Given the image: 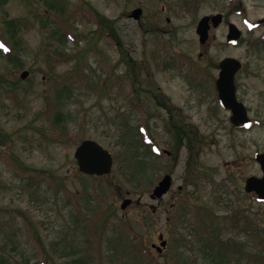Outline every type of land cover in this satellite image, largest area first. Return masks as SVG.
Wrapping results in <instances>:
<instances>
[{
	"label": "rangeland",
	"instance_id": "rangeland-1",
	"mask_svg": "<svg viewBox=\"0 0 264 264\" xmlns=\"http://www.w3.org/2000/svg\"><path fill=\"white\" fill-rule=\"evenodd\" d=\"M50 1L66 11L49 7L45 0H5L0 5V43L4 44L0 48L14 47L5 21H20L16 37L21 48L17 54L23 62L22 67L13 65L0 53V264L46 259L40 252L38 236L50 254L55 253L50 248L53 242H61L54 254L56 264H60L58 256L64 246L68 253L76 250L89 256L91 264H136L125 253L109 261L105 257L110 253L106 237L101 238V245L86 242L89 237L84 230L92 233L91 228L99 226L91 209L85 214L82 207L80 214L73 216L71 207L62 205L65 193L77 192L83 186L94 196L99 187H106L99 195L102 208L98 209L104 213L107 210L111 224L107 231L121 220L129 222L136 256L145 247L152 264H165V260H171L170 254L177 256V264H215L191 245L199 243V235H208L206 226L213 220L222 237L240 236L252 248L255 241L248 230L264 227V203L246 195L243 187L246 176L261 175L253 155L264 151V67L247 66L237 75L238 97L248 107L254 123L247 129L234 128L229 112L218 103L214 82L220 57L233 53L244 59V46L235 53V49L221 51L214 45L203 52L191 39V29L181 25L176 38L170 36L172 45H168L176 63L163 70L157 63L167 59L168 51L164 52L161 43L170 38L142 34L136 22L127 17L136 6L134 1ZM93 9L112 21L121 46L97 33L96 20L90 13ZM123 56L132 59L134 67L121 61ZM48 59L51 67L46 63ZM77 63L79 69H75ZM254 69L258 73H253ZM22 70L29 71L25 79L19 78ZM83 70L87 71L84 77ZM1 77L19 81L2 83ZM104 82V88L95 86ZM56 89L63 90L60 101H55ZM161 96L167 99V106L158 104ZM55 112L63 113L64 119L55 122ZM175 124H184L195 141L187 145L184 139L179 148L175 147ZM138 125L147 128L161 152L140 154L148 161L144 167H138L139 161L135 160L132 167L143 179L140 187H127L120 172L128 164L124 154L114 160L112 171L105 176L78 173L73 152L84 138L97 139L113 153L123 151L124 145L127 155L133 150L144 153L145 148L138 147L140 138L131 133ZM163 150L170 153L165 155ZM188 161L191 168L187 167ZM32 169L45 171L43 179ZM49 172L53 176L45 178ZM166 173L172 176L170 191L162 198H152V188ZM125 197H130L132 203L121 209ZM108 203L111 205L106 209ZM183 203H187V218L191 221L187 220L189 226L179 224L174 229L173 213ZM237 209L244 223L240 230L231 228L226 218ZM94 210L92 215L97 213ZM205 210L210 214H196ZM247 216L254 220L246 227L250 222ZM160 235L167 240L161 253L152 247V243L160 244ZM121 243L118 240L115 245L121 247ZM255 246L262 248L259 242ZM99 248L102 255H97ZM256 260L245 257L240 264H264Z\"/></svg>",
	"mask_w": 264,
	"mask_h": 264
},
{
	"label": "trees",
	"instance_id": "trees-1",
	"mask_svg": "<svg viewBox=\"0 0 264 264\" xmlns=\"http://www.w3.org/2000/svg\"><path fill=\"white\" fill-rule=\"evenodd\" d=\"M3 3H5V0H0V5H2ZM45 3L49 7L54 8L55 10L58 9L59 12L64 13L65 11V8L58 6L57 5L58 3L54 1L52 2L50 0H45ZM92 15L96 20L97 27L99 30L97 33L101 32L103 35H107L108 33L110 38L114 40L118 46H121V39L118 35V32H116V29L114 28V26L110 24L111 22L105 19L103 15L99 14L94 9L92 10ZM18 23H20V21L16 19H8L5 21V30L9 34L8 37L10 36L9 39L14 40L13 41L14 47L11 46L8 50L4 52L0 50V53L2 52L5 59L8 62L12 63L13 65L22 67L23 66L22 59L17 54V52L21 48V46L19 45L20 42L18 41V38L16 37L17 36L16 32L19 29ZM63 35L65 36L66 32H64ZM123 59L125 60V63H127L128 65L130 64V66L134 67L135 62L132 59L127 60L125 56L121 58V61H123ZM46 63L49 65V67L52 66V61L50 59H48ZM165 67L166 65L160 68H165ZM75 69H79V63L76 64ZM86 73L87 71L83 70L82 76L84 77ZM6 74L8 75V73ZM18 81H19V78H16V80H12L11 78L9 80H6L5 77H1L2 83L8 82L10 84H16ZM134 81H135V78L133 82ZM105 84L106 82H104V84H101V85L96 84L95 86H102L104 88ZM56 91L57 93L55 95L56 97L55 101H60L61 98L63 97V90L56 89ZM64 91L67 93V90H64ZM135 106L137 107V105ZM64 117H65L64 114L61 112L54 113L55 122L62 121ZM63 127L65 128L64 125ZM131 133L133 135L134 134L138 135V137L140 138L138 147H144L146 151H144V153H141L138 150H133L129 155H127L126 152L128 151V149L124 145L123 151L120 150L114 153V160L118 161L120 158V155H123V154L125 155L123 157L125 161L128 162V164L125 166L130 170L127 171L125 166H123V168H120V172L127 183V187L136 189L141 186L143 179H140L142 175L140 176V173L136 172L135 167H132L135 160L139 161L138 167H144L148 161L145 156L143 157L140 154H143V155L146 154L150 156L152 154L159 155V152L154 150V145L152 144L149 134L147 133V130L145 127H142V125H138L136 129H133ZM175 133H176L175 144L177 148H179V146L183 144V139L185 137V134L187 135L188 143L192 142V137H190L191 135L190 134L188 135L185 129L183 130V129L177 128ZM118 147H122V146L118 145ZM32 171L36 174V176L38 175L41 179H43L42 177L46 173L45 171H36L33 169ZM52 176L53 174L49 172L44 177L47 178V177H52ZM105 188L103 186L99 187L100 191L96 192V194H98L97 196H94L93 192L90 191L89 188L86 186H83V188L79 189L77 192H73L70 194L65 193V199L62 205L70 206L71 207L70 212L71 214H73V216L79 215L82 207L84 208L85 214H87V212L91 209V216L95 218V220L99 223V226H98V229H96V227H92L91 228L92 233H90V231L84 230V232L87 233L89 237L86 239V242L92 243L91 241H93V243L95 242L96 245L97 244L101 245V240H102L101 238L106 237L107 238L106 244L108 246V251L110 253H107V256L105 257L108 258L109 261L114 262V257H117L120 253H125L124 255H129L133 257L132 259H134V263L136 264H152L151 262L152 258L148 254L147 249L145 247L139 250V255L136 256L135 254L136 241L134 240V237L131 236L133 234V228L129 224V222L121 220L119 224L113 225L109 229V231H107L108 225L111 226L110 220H107L108 219V213L106 212L107 210L104 213V211L100 212L98 209V207L100 209L102 208V206H100L99 195H101V192ZM58 192L59 190L56 191L55 194H57ZM246 195L250 196L251 194H246ZM110 205L111 203H108L106 206V209H108ZM180 206L181 207L176 212H174L172 216L173 218L172 224L174 225V229H176L179 224H184L186 226H189L187 225V220L191 221L190 218H187L188 216L187 203H183ZM233 206L234 205H232V207ZM94 209L97 210V213L92 215L93 212L95 211ZM72 210H76V212L74 213L72 212ZM99 212H100L101 217H99ZM239 212H240L239 209H237L226 216V218H228L231 221L230 227L237 229V230H240V227H243L244 225V223H242L241 217L239 216ZM21 214L23 213L21 212ZM196 214L197 215L201 214L202 216H205L206 214H210V212L205 210L202 213H197L196 211ZM25 219L28 224H32V221L30 219H28L27 217H25ZM246 220H249L251 222V223L250 222L246 223V227H247L249 225H252V222L254 219L252 217L247 216ZM199 225L201 226V223H199ZM80 226L81 224H79L77 227L80 228ZM191 228L192 230H196L194 227H191ZM206 228H207L208 235L207 236H204L203 234L199 235L198 236L199 243L197 242L198 244H195V243L192 244L190 240H187V242H190L194 249L198 250L200 254H203L204 256L208 257L210 260L215 262V264H240L243 260H245V257L247 258V260L249 258H255L257 259L256 262H259V261L264 262V227H261L259 229H254L253 231L248 230V236L253 241H255L252 248L249 247L250 242L248 240H242L240 236L226 237V238L222 237L221 234H219L220 228H217L214 225V220H213L212 225H208L206 226ZM174 234L176 235L177 233L174 232ZM90 235L95 239L92 240ZM174 239H176L177 241H180V238L178 236H175ZM36 240L40 247V252L45 254L46 259H43V261L34 260L35 262H33L34 258H27L25 262L22 264H56L55 262L56 258H54V254L58 252L56 249L60 250V248H57V247L60 245L61 242L59 241L53 242L50 248H52L55 253L50 254L49 251L46 249V246H45L46 244L41 240L39 236L37 237ZM118 240L122 242L120 244L121 247L115 245ZM258 242H259V245L262 246V248L261 247L257 248L255 246V243H258ZM62 248L63 250L61 254H59L58 256L60 259L59 261L60 264H91L89 256L87 257L83 253H79L76 250H73V253L71 254V253L66 252L67 251L66 246ZM139 249H140V246H139ZM250 249H254V250L251 251ZM261 250L263 252H261ZM99 254L102 255L100 248L98 250L97 255ZM174 255L175 254H170L169 256L171 260L170 259L168 261L165 260V264H173L171 263L172 261L175 264H177L178 263L176 259L177 256H174ZM100 261L102 260H99L98 262ZM140 261L142 263H139ZM242 264H245V263L243 262Z\"/></svg>",
	"mask_w": 264,
	"mask_h": 264
},
{
	"label": "flooded vegetation",
	"instance_id": "flooded-vegetation-1",
	"mask_svg": "<svg viewBox=\"0 0 264 264\" xmlns=\"http://www.w3.org/2000/svg\"><path fill=\"white\" fill-rule=\"evenodd\" d=\"M129 0H125L127 3ZM136 6L127 13L143 35H167L176 38L181 25L191 29L192 38L198 42L203 52L214 45L218 49L233 50L244 46V59L228 53L220 57L217 66L227 57H236L241 68L236 74L235 84L238 94L237 75L247 66L264 67V0H132ZM156 7H159L160 14ZM136 10V12H134ZM200 25V32L198 27ZM192 40V41H193ZM172 38L162 42L164 52L172 45ZM200 52L199 56L203 54ZM187 55L184 53L183 55ZM175 55L166 60L174 66ZM187 58V57H186ZM258 73L257 70H252ZM166 103V102H165ZM242 128V127H239Z\"/></svg>",
	"mask_w": 264,
	"mask_h": 264
},
{
	"label": "water",
	"instance_id": "water-1",
	"mask_svg": "<svg viewBox=\"0 0 264 264\" xmlns=\"http://www.w3.org/2000/svg\"><path fill=\"white\" fill-rule=\"evenodd\" d=\"M136 12V10L134 11ZM200 32V25L198 27ZM241 67L240 62L234 58H225L220 62L219 77L216 80V90L220 104L231 111L230 121L235 125H247L250 119L244 104L237 100L235 93V73ZM28 71L21 73V78H25ZM74 158L76 159L80 171L90 175H104L111 171L113 157L111 152L104 148L100 143L93 139H85L75 148ZM255 158L259 161L262 168V176L251 175L245 180V191L254 192L259 201H264V153H256ZM171 186V176L166 174L153 188L152 196L161 197ZM131 203L130 198L123 199L120 207L124 209ZM163 240L160 246L156 247L161 251V246H165ZM153 246H155L153 244Z\"/></svg>",
	"mask_w": 264,
	"mask_h": 264
}]
</instances>
